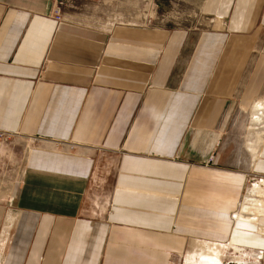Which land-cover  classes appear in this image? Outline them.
Listing matches in <instances>:
<instances>
[{"label":"crops","instance_id":"1","mask_svg":"<svg viewBox=\"0 0 264 264\" xmlns=\"http://www.w3.org/2000/svg\"><path fill=\"white\" fill-rule=\"evenodd\" d=\"M57 4L0 0V144L25 143L0 180V264H184L191 241L242 233L238 209L264 215V144L236 116L264 97V0H201L198 29Z\"/></svg>","mask_w":264,"mask_h":264},{"label":"rangeland","instance_id":"2","mask_svg":"<svg viewBox=\"0 0 264 264\" xmlns=\"http://www.w3.org/2000/svg\"><path fill=\"white\" fill-rule=\"evenodd\" d=\"M57 5L61 11L71 14L81 21L95 25H110L123 21L143 22L147 25H186L198 29L199 27H209L213 24H210L209 19L207 25L204 23V16L200 14L201 0H58ZM248 114L249 111L243 116L241 114L236 115L238 121H245V126L241 129L245 143L246 126L249 121ZM232 117H235V114ZM23 148H25V143L21 140L0 144V156L5 158L6 169H10L7 173L0 172V180H3L5 184H8L15 176L14 171L19 166ZM258 179L259 181L261 180V178ZM255 180L256 178L254 179L252 176L248 177L242 192L241 201L252 199L255 196L254 193L249 194L253 184L256 182ZM259 200L263 202L264 206V196L259 197ZM243 250V253L247 254L243 255V264H264L262 256L260 258L259 256L255 257L257 252H261L262 249L245 246ZM250 250L256 251V253L252 252L253 255L251 257L250 255L248 256ZM234 255H238L237 251L232 248H226L223 252V263L239 264L234 262Z\"/></svg>","mask_w":264,"mask_h":264},{"label":"bare ground","instance_id":"3","mask_svg":"<svg viewBox=\"0 0 264 264\" xmlns=\"http://www.w3.org/2000/svg\"><path fill=\"white\" fill-rule=\"evenodd\" d=\"M247 142L250 152L253 154L257 150L254 146H259L264 144V97L256 99L251 107V114L249 124L246 130ZM264 187V183H263ZM262 196H264V190L262 191ZM260 205V203H259ZM261 207H264L261 205ZM264 210V208H263ZM241 214H246L249 217L243 218L247 221L245 226L235 225L234 229L241 230L237 237H232L226 243H219L217 241H206V240H195L191 241L190 248L186 251L185 264H224L223 263V252L227 248H232L237 251L238 255H234V262L243 264L244 259L243 248L245 246H251L254 244H259L262 249L261 252H257L255 257L259 258L262 256L264 259V215L261 213H250L241 211L234 214V217L238 218V222H242L240 219ZM252 233L251 235L244 236L246 233ZM255 236L253 240H249L246 237ZM260 238L262 241H257L256 238ZM248 239V240H247ZM244 241L243 244H238L237 242ZM247 252V251H246ZM252 252L256 253L254 250H250L248 256L253 255Z\"/></svg>","mask_w":264,"mask_h":264},{"label":"built area","instance_id":"4","mask_svg":"<svg viewBox=\"0 0 264 264\" xmlns=\"http://www.w3.org/2000/svg\"><path fill=\"white\" fill-rule=\"evenodd\" d=\"M55 14V18L57 19V20H60L61 19V13H60V9L58 8V6L56 7V9H55V12H54ZM2 136V134L0 133V137ZM211 160H213V156H210L209 157V161H211Z\"/></svg>","mask_w":264,"mask_h":264}]
</instances>
